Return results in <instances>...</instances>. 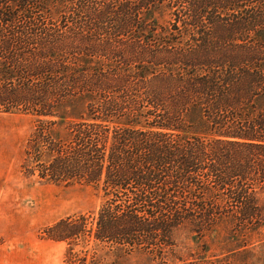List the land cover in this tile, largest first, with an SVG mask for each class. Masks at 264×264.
Segmentation results:
<instances>
[{
    "label": "trees",
    "instance_id": "16d2710c",
    "mask_svg": "<svg viewBox=\"0 0 264 264\" xmlns=\"http://www.w3.org/2000/svg\"><path fill=\"white\" fill-rule=\"evenodd\" d=\"M0 113L101 199L64 264H264V0H0Z\"/></svg>",
    "mask_w": 264,
    "mask_h": 264
},
{
    "label": "rangeland",
    "instance_id": "374dc122",
    "mask_svg": "<svg viewBox=\"0 0 264 264\" xmlns=\"http://www.w3.org/2000/svg\"><path fill=\"white\" fill-rule=\"evenodd\" d=\"M35 121L0 113V264H64L66 244L44 239L43 232L81 214L92 219L101 205L91 186L49 180L47 165L34 155ZM257 199L264 211V190ZM189 236H178L187 253Z\"/></svg>",
    "mask_w": 264,
    "mask_h": 264
}]
</instances>
